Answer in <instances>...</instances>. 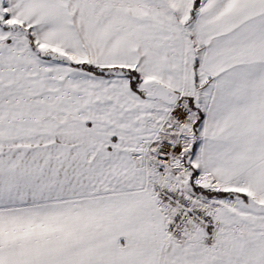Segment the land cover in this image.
I'll return each instance as SVG.
<instances>
[{
    "label": "snow or ice",
    "instance_id": "obj_1",
    "mask_svg": "<svg viewBox=\"0 0 264 264\" xmlns=\"http://www.w3.org/2000/svg\"><path fill=\"white\" fill-rule=\"evenodd\" d=\"M0 264H264V0H0Z\"/></svg>",
    "mask_w": 264,
    "mask_h": 264
}]
</instances>
